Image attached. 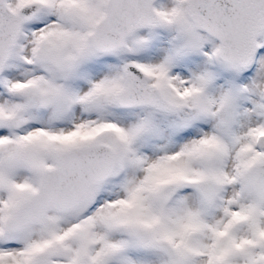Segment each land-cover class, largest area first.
Returning <instances> with one entry per match:
<instances>
[{"label":"snow or ice","instance_id":"1","mask_svg":"<svg viewBox=\"0 0 264 264\" xmlns=\"http://www.w3.org/2000/svg\"><path fill=\"white\" fill-rule=\"evenodd\" d=\"M0 264H264V0H0Z\"/></svg>","mask_w":264,"mask_h":264}]
</instances>
